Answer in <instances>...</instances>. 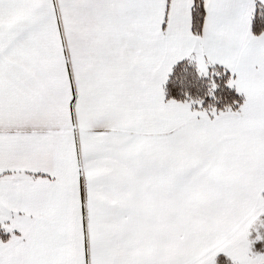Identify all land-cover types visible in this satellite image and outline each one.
Segmentation results:
<instances>
[{"label":"snow or ice","instance_id":"snow-or-ice-1","mask_svg":"<svg viewBox=\"0 0 264 264\" xmlns=\"http://www.w3.org/2000/svg\"><path fill=\"white\" fill-rule=\"evenodd\" d=\"M0 264H264V0H0Z\"/></svg>","mask_w":264,"mask_h":264},{"label":"trees","instance_id":"trees-1","mask_svg":"<svg viewBox=\"0 0 264 264\" xmlns=\"http://www.w3.org/2000/svg\"><path fill=\"white\" fill-rule=\"evenodd\" d=\"M226 79L225 77L218 78V84L219 87L216 90V96L219 98L218 101H216L217 107H222L226 103H230L233 98H235L236 94L234 90L228 89L223 81ZM175 94V93H174ZM208 98H206V103H207ZM220 260H223L224 257L221 255L219 257Z\"/></svg>","mask_w":264,"mask_h":264},{"label":"crops","instance_id":"crops-1","mask_svg":"<svg viewBox=\"0 0 264 264\" xmlns=\"http://www.w3.org/2000/svg\"><path fill=\"white\" fill-rule=\"evenodd\" d=\"M222 255V254H221Z\"/></svg>","mask_w":264,"mask_h":264}]
</instances>
